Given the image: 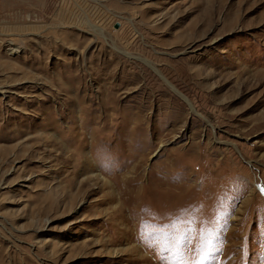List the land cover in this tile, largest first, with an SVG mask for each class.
Wrapping results in <instances>:
<instances>
[{
  "label": "rangeland",
  "instance_id": "374dc122",
  "mask_svg": "<svg viewBox=\"0 0 264 264\" xmlns=\"http://www.w3.org/2000/svg\"><path fill=\"white\" fill-rule=\"evenodd\" d=\"M210 231L261 264L264 0H0V264H194Z\"/></svg>",
  "mask_w": 264,
  "mask_h": 264
},
{
  "label": "snow or ice",
  "instance_id": "6c2138e0",
  "mask_svg": "<svg viewBox=\"0 0 264 264\" xmlns=\"http://www.w3.org/2000/svg\"><path fill=\"white\" fill-rule=\"evenodd\" d=\"M149 240L157 239L158 233H148ZM221 236L219 232L210 231L205 239L202 247L198 250L199 259L194 261V264H216L217 257L220 254L219 243ZM171 253V255H169ZM162 264H184V253L180 245L176 246L173 251L170 246H165L161 252ZM261 264H264V254L261 256Z\"/></svg>",
  "mask_w": 264,
  "mask_h": 264
},
{
  "label": "bare ground",
  "instance_id": "6f19581e",
  "mask_svg": "<svg viewBox=\"0 0 264 264\" xmlns=\"http://www.w3.org/2000/svg\"><path fill=\"white\" fill-rule=\"evenodd\" d=\"M8 49H11V51L12 52H14V51H17V50H15V49H17V48H14V47H10V48H8ZM146 63H148L149 65H150V67H153L148 61H146V60H144ZM156 71V70H155ZM158 72V71H157Z\"/></svg>",
  "mask_w": 264,
  "mask_h": 264
}]
</instances>
